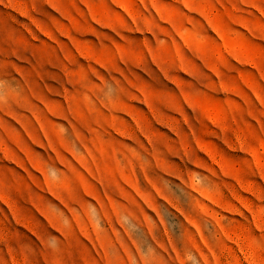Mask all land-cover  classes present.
Instances as JSON below:
<instances>
[{
	"label": "rangeland",
	"instance_id": "obj_1",
	"mask_svg": "<svg viewBox=\"0 0 264 264\" xmlns=\"http://www.w3.org/2000/svg\"><path fill=\"white\" fill-rule=\"evenodd\" d=\"M0 264H264V0H0Z\"/></svg>",
	"mask_w": 264,
	"mask_h": 264
}]
</instances>
